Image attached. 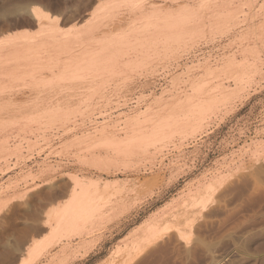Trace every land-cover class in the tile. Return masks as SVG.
<instances>
[{"label":"rangeland","instance_id":"obj_1","mask_svg":"<svg viewBox=\"0 0 264 264\" xmlns=\"http://www.w3.org/2000/svg\"><path fill=\"white\" fill-rule=\"evenodd\" d=\"M42 1L0 0V44L20 41V33L29 36L31 44L50 41L12 62L10 75H0V159L8 154L20 159L23 145L35 152L25 170L0 183V260L17 255L13 264H25L24 244L19 251L13 246L23 235L25 244L40 238L30 233L36 225H44L39 240L45 249L50 247L55 215L74 194L68 177H76L100 186L105 180L117 184L110 187L112 192L88 196L100 205L96 217L82 218L87 234L70 232L68 240L67 232H61L66 238L60 235L50 255L33 264H120L149 225L181 218L193 222L184 225L181 220L180 233L159 230L139 252L132 248L135 256L127 264H264V0H221L214 10L204 7L207 0H168L169 7L150 18L131 13L127 6L110 8L112 0L89 5V0ZM31 6L59 16L58 23L46 25L53 34L57 29L58 36L41 35L32 19L23 27L13 25ZM180 6L195 10L192 15L197 12L202 24L195 36L201 38L192 34L194 39L186 42L184 35V42L168 46L173 37L161 48L162 39L156 36L155 45L147 36L157 34L155 19L183 12ZM90 7H101L96 9L98 29L67 40L65 36L80 33L91 20ZM184 12L179 13L183 21ZM217 12L228 16L215 25ZM145 35L150 39L146 43L159 49L148 45L151 56L141 59L146 48L139 38L147 39ZM120 36L123 45L116 47L117 53L124 54L119 60L100 65L98 71L85 57L84 67L76 68L81 63L76 57L92 50L96 39L110 42ZM127 137L133 147L125 145ZM116 142L123 148H117V154L111 148ZM203 197L205 206L199 203ZM182 225H192L191 230Z\"/></svg>","mask_w":264,"mask_h":264},{"label":"bare ground","instance_id":"obj_2","mask_svg":"<svg viewBox=\"0 0 264 264\" xmlns=\"http://www.w3.org/2000/svg\"><path fill=\"white\" fill-rule=\"evenodd\" d=\"M42 1V0H41ZM49 1H51V0H49ZM55 1V0H54ZM53 1V2H54ZM98 1V0H97ZM112 1H114V3L112 4V5H110V6H108V7H110V8H114V7H118V6H121V5H123V6H127V7H129V10L131 11V13L133 12V13H137L140 17H151V16H157L158 15V12L160 13V11L161 12H163L162 10H164V9H166V8H168L169 7V5H167L166 4V1H168V0H161V1H157V0H112ZM172 1V0H171ZM208 2H207V4L204 6V7H206V8H208V9H211V10H214V9H218V7H219V5L221 4V0H207ZM43 2V1H42ZM45 2H46V0H45ZM47 2H48V0H47ZM56 2V1H55ZM110 2H111V0H110ZM91 3H93V0H89L88 1V5L89 4H91ZM180 3H182V2H180ZM179 3V4H180ZM201 3V2H200ZM200 3H198V5H200ZM44 4V3H43ZM50 4V3H49ZM178 4V3H177ZM195 4V3H194ZM46 5H47V3H46ZM176 5V4H175ZM198 5H196L197 6V8H198ZM37 6H38V4H37ZM36 6V7H37ZM48 6V5H47ZM50 6H52L53 7V5H51L50 4ZM94 6V5H93ZM171 6V5H170ZM191 6H193V5H191ZM195 6V7H196ZM35 6H31L30 8H29V12H27V9L26 10H22V11H24V13H23V20H18L17 22H13L14 24V26H21V27H23L22 25H29V24H31V23H33L32 21H31V19L32 20H36L37 21V23L36 24H38L39 26H40V30H39V32H41L40 34L41 35H45V36H47V35H53V36H58L59 34H57V29H55L56 30V33H54L53 34V31L51 30V27H50V29H48V27H46V25L48 24V23H51V22H57L58 20H59V16L58 15H53V14H51L50 16L48 15L49 14V12H44V10H42L41 11V9H39V7H37L38 9H39V11H37L38 9H34V8H36ZM55 7H57V6H55ZM95 7V6H94ZM181 7V10H183V12L186 10V9H184L183 8V6H180ZM187 7V6H186ZM25 8V7H24ZM48 8V7H47ZM54 8V7H53ZM91 8V7H90ZM93 8V7H92ZM92 8H91V20L87 23V25L85 26V28L83 29V30H81V32L80 33H77V34H75L74 35V33H71V35H67V36H65V38L67 39V40H69V39H73V40H79L80 39V37H82V35H84L85 33H87L88 34V36H89V34H92L96 29H98V27H99V25H100V16H99V14L97 13V11L101 8H93V10H92ZM104 8V7H103ZM183 8V9H182ZM55 9V8H54ZM57 9V8H56ZM96 9H98L97 11H96ZM116 9V8H115ZM189 9H191L192 10V8H189ZM14 10V9H13ZM48 10H50V9H48ZM87 10V9H86ZM102 10V9H101ZM103 10H105V9H103ZM108 10V9H107ZM113 10V9H112ZM168 10H170V9H168ZM180 10V11H181ZM20 11V10H19ZM52 11V10H51ZM100 11V10H99ZM108 11H110V9L108 10ZM190 11V10H188V8H187V10L184 12L185 13V15H187L186 17H185V15H184V21H183V17H181L183 14H181V13H183L182 11L181 12H178L177 11V13H175V14H170V13H168V14H170V15H168V14H165V16H164V14H163V16H164V18H162L163 16H160V20L157 18V19H155V20H157V22L159 21L161 24L160 25H157V24H159V22L157 23L156 21V24H155V22L153 23V27L154 26H156L157 28H155V29H157V32L155 31L154 32V34L155 33H157V34H155V35H153V37L152 36H150L151 34H149V35H147L151 40H152V42L153 43H155V45L158 43L157 42V38H156V36H158V37H160L159 39H162L161 41H160V43H159V45H161L160 47L161 48H163L164 46H162V44H164V43H166V44H164V45H167V42H169L168 40H170V39H172L173 37H175L174 39H176V40H174V39H172V40H170L171 42H169L168 43V46L170 45V43L171 44H173V41H174V43L175 44H173L174 46L176 45V43L179 45V43H180V41L181 42H184V40L185 39H183L182 37H184V35L185 36H187L188 38H186V42H187V40L192 36V34H193V36H194V38H198V35L200 36V34H198V35H196L195 36V34L196 33H200V32H198V31H200L201 30V24H200V19L198 20V18H200V17H198L197 16V12H196V14H194V15H196L197 17L195 18V16L194 15H192L194 12H195V10H194V12L193 11H191V15L192 16H188V12ZM196 11H198V9L196 10ZM11 12V11H10ZM16 13V12H15ZM18 13V12H17ZM84 13V12H83ZM179 13L181 14V16L179 15ZM187 13V14H186ZM87 14V13H86ZM12 15V14H11ZM89 15V14H88ZM199 15V14H198ZM101 18L103 19V14L101 13ZM167 16V17H166ZM171 16V17H170ZM175 16V17H174ZM176 16H177V18H176ZM178 16H180L181 17V19L178 17ZM199 16H201V14L199 15ZM215 16H217L219 19H217V18H215ZM215 16H214V18L215 19H213V21H214V23H215V25L217 24V22L220 20L221 22H222V20H224V19H227V14H225V13H222V12H217L216 14H215ZM4 17V16H3ZM17 17V16H16ZM85 17V16H84ZM120 17V16H119ZM223 17V19H221ZM80 18V17H79ZM87 18V17H86ZM65 20L67 19V18H64ZM174 19V20H173ZM178 19V20H177ZM217 19V20H216ZM82 20V19H81ZM177 20V21H176ZM181 21V23H180V21ZM118 21V20H117ZM152 21V20H151ZM162 21V22H161ZM35 22V21H34ZM63 22V21H62ZM150 22V21H149ZM178 22V23H177ZM54 23V24H55ZM58 23V22H57ZM147 23H148V21H147ZM151 24H152V22H150ZM220 23V22H219ZM52 24V23H51ZM50 24V25H51ZM66 24V23H65ZM142 24V23H141ZM178 24H180V25H178ZM63 25V24H62ZM49 26V25H48ZM58 25L56 24L55 25V27H57ZM110 26V25H109ZM121 26V25H120ZM142 26H143V24H142ZM145 26V25H144ZM149 26V25H148ZM119 27V26H118ZM137 27H139V26H137ZM159 27V28H158ZM104 28V27H103ZM143 28V27H142ZM147 28H149V27H147ZM150 28H151V25H150ZM203 28V27H202ZM24 29V28H23ZM22 29V32L24 31V30H26V29H24L23 30ZM107 29H109V27L107 28ZM144 29V28H143ZM154 29V30H155ZM104 30V29H103ZM137 30V29H136ZM142 30V29H141ZM158 30H160V31H158ZM1 31V30H0ZM15 31V30H14ZM13 31V32H14ZM30 31V30H29ZM35 31V30H34ZM33 31V32H34ZM105 31V30H104ZM109 31V30H108ZM134 31V30H133ZM79 32V31H78ZM102 32V31H101ZM141 32V31H140ZM160 33V36L158 35ZM187 33V34H186ZM0 34H1V32H0ZM65 34V33H64ZM96 34V33H95ZM94 34V35H95ZM140 34V33H139ZM142 34V33H141ZM116 35V34H115ZM121 35V34H120ZM189 35V36H188ZM201 35H202V32H201ZM87 36V35H86ZM122 36H124V35H122ZM144 36V35H143ZM146 36V35H145ZM146 36V37H147ZM161 36H162V38H161ZM193 36H192V38H193ZM203 36V35H202ZM15 37V36H14ZM29 38V36H27L25 33H20L17 37H16V39H19L20 41H14V42H12L11 44H9V45H3V44H0V75H4V76H7V75H10L9 73L11 72L10 70L12 69L11 68V63L12 62H14V61H18V57L21 59V57H23V60H24V57H26L27 56V54H29V53H33V52H31V50H32V48H33V46H45V42H44V40H41V42L39 43V44H31V43H28V41H27V39L26 38ZM63 37H64V35H63ZM62 37V38H63ZM85 37V36H84ZM121 37V36H120ZM140 37V36H139ZM138 37V38H139ZM147 37V39H145V37L143 38H139L140 39V41H139V39H138V41L141 43V40L143 39V40H145V47L143 46L144 44V42L143 43H141V44H139V45H142L143 46V48H146V49H143V50H146V52L144 51L143 53L145 54L146 53V55H144V54H142L140 57H141V59L142 58H145L146 56H148V54H149V56H151L150 55V53H148V49H147V46L148 45H150V44H148V43H146L147 41H150V39ZM182 39H181V38ZM136 37H134L133 38V41H134V39H135ZM179 38V39H178ZM185 38V37H184ZM192 38H190V39H192ZM193 38V39H194ZM199 38H201V36L199 37ZM198 38V39H199ZM26 39V40H25ZM123 39V37H121L120 39H119V37L118 38H115V40H112L111 39V41L109 42L107 39H106V42H105V39H96V42H95V44H94V47H93V49L91 50H89L88 49V51L87 52H85L84 53V55H80L79 56V58L78 57H76L77 58V60L79 59V61L81 62L80 63V65H78L76 68L77 69H79V68H81V66H82V64H84V62L87 60V59H85V57H88V59L90 60V61H88V63H90V64H93V66H94V70H100V68L102 67V66H107V62H112V61H116L117 60V58H118V60H119V57L118 56H120L121 54L123 55L124 53L123 52H121V50L122 49H120V52H121V54H119V52L117 53V51L119 50L118 48H116L117 46L118 47H121L122 45H123V42H120V40L121 41H123L122 40ZM126 39V38H125ZM124 39V40H125ZM136 39V40H137ZM154 39V40H153ZM188 40V41H191V40ZM192 39V40H193ZM7 40H9V37H8V39ZM11 40H12V38H11ZM102 40H104V41H102ZM142 40V41H143ZM177 40L179 41V42H177ZM61 41V40H60ZM62 41H66V40H63L62 39ZM70 41V40H69ZM108 41V42H107ZM115 41V43H113V42ZM132 41V42H133ZM157 43H156V42ZM176 41V42H175ZM50 42V41H49ZM48 41L46 42V45H47V43H49ZM54 42V41H53ZM55 42H58V41H55ZM54 42V43H55ZM82 42H84V40H82ZM112 42V43H111ZM117 42H119V44L117 43ZM163 42V43H162ZM60 43V42H59ZM59 43L57 44L58 46H60L59 45ZM64 43V42H63ZM68 43V42H67ZM121 43H122V45H121ZM5 44H7V43H5ZM49 45V44H48ZM88 45V44H87ZM137 45H138V42H137ZM137 45H136V48H137ZM138 45V46H139ZM155 45H152L151 44V46L154 48L155 47V49H156V47L157 46H155ZM159 45H158V47H159ZM171 46V45H170ZM184 46H186V45H184ZM53 47V46H52ZM61 47H62V44H61ZM63 47H65V46H63ZM149 47V46H148ZM157 47V48H158ZM167 47V46H166ZM180 47V46H179ZM54 48H56L55 46H54ZM58 48V47H57ZM57 48H56V50H57ZM66 48V47H65ZM122 48V47H121ZM141 48V47H140ZM152 48V51L151 52H155L156 50L155 49H153ZM165 48V47H164ZM173 48V47H172ZM68 49V48H67ZM70 49V48H69ZM138 49V48H137ZM159 49V48H158ZM176 49V48H175ZM58 50H60V47L58 48ZM63 50V49H62ZM82 50H84V48L82 49ZM127 50V49H126ZM140 50H142V49H140ZM139 50V52L141 53V51ZM154 50V51H153ZM32 51H34V50H32ZM138 51V50H137ZM158 51V50H157ZM35 52V51H34ZM78 52V51H77ZM76 52V53H77ZM83 52V51H82ZM138 52V53H139ZM37 53V52H36ZM81 53V52H80ZM137 53V54H138ZM156 53V52H155ZM166 53V52H165ZM86 54H87V56H86ZM127 52H126V56H127ZM129 54L131 55V53L129 52ZM154 54V53H153ZM171 54V53H170ZM25 55V56H24ZM53 55V54H52ZM74 55L75 54H73V57H74ZM89 55V56H88ZM121 55V56H122ZM132 55H133V53H132ZM58 56V55H57ZM120 56V57H121ZM134 56H136V54L134 55ZM157 56V55H156ZM168 56V55H167ZM166 56V57H167ZM28 57V56H27ZM33 57V56H32ZM139 58V57H138ZM69 59V58H68ZM140 59V60H141ZM42 60V59H41ZM76 60V59H75ZM20 61V60H19ZM52 61V60H51ZM59 61V60H58ZM16 63V62H15ZM30 63V62H29ZM107 63V64H106ZM246 63V62H245ZM79 64V63H78ZM87 64V63H86ZM241 64V63H240ZM243 64V63H242ZM100 65H101V67H100ZM92 66V65H91ZM241 66V65H240ZM245 66V65H244ZM13 67V66H12ZM82 67H84V66H82ZM88 67V66H87ZM243 67V66H242ZM247 67V66H246ZM104 68V67H103ZM102 68V69H103ZM88 69H90V65H89V67H88ZM102 69H101V71H102ZM98 70V71H99ZM104 75V74H103ZM93 77V76H92ZM91 77V78H92ZM7 78V77H6ZM94 80V79H93ZM96 80V79H95ZM92 85V84H91ZM88 88H90V87H88ZM104 88V87H103ZM0 91H1V89H0ZM223 95V94H222ZM164 118L163 119H165V121L163 120V122H164V124H166V126H167V123H165L166 121H167V117L165 118V116H163ZM158 120H162V119H160V117H159V119ZM162 122V123H163ZM159 123L161 124V126H162V123L159 121ZM163 127V126H162ZM164 127H165V125H164ZM163 127V128H164ZM158 129V128H157ZM154 130V129H153ZM156 130V129H155ZM161 129H159L158 131H160ZM157 131V132H158ZM154 132V131H153ZM157 132H155L156 134H157ZM152 135H153V133H152ZM156 136H158V135H156ZM153 137V136H152ZM128 138V137H127ZM129 138H131V137H129ZM128 138V139H129ZM148 138V137H147ZM126 139V138H125ZM153 139V138H152ZM127 140V139H126ZM132 139H129L128 141L129 142H127V143H125V145H129L130 144V146H131V144H132V147H133V143H131L132 141H131ZM131 141V142H130ZM152 141V140H151ZM119 142H121V141H119ZM125 142V141H124ZM124 142H121L122 144L124 143ZM137 142V141H136ZM146 142H148V141H146ZM112 143V142H111ZM121 143H120V145H121ZM116 145H118L119 143L118 142H116L115 143ZM114 144V145H115ZM134 145H135V143H134ZM113 146V145H112ZM111 146V148H113L112 150L114 151V150H116L115 152V154H117L118 152H117V150L118 151H120V148L121 149H123L121 146H120V148H119V145L118 146H113L112 147ZM127 146H126V148H127ZM153 146V145H152ZM131 147V148H132ZM140 147V146H139ZM115 148V149H114ZM118 148V149H117ZM134 148H136V147H134ZM133 148V149H134ZM129 148H127V150H128ZM153 149V148H152ZM156 149H157V147H156ZM145 150V149H144ZM147 150V149H146ZM145 150V151H146ZM129 151V150H128ZM112 152V151H111ZM120 153V152H119ZM130 153V152H129ZM121 154V153H120ZM104 156V155H103ZM126 156V155H125ZM98 157H100V156H98ZM97 158V157H96ZM104 158V157H103ZM98 159V158H97ZM107 159V158H106ZM99 160V159H98ZM104 160H105V158H104ZM108 160V159H107ZM115 161V160H114ZM110 163V162H109ZM103 165V164H102ZM106 167V166H105ZM115 180H113L112 182H114ZM111 182V183H112ZM116 182V181H115ZM110 182L108 183L106 180H105V183H103V184H101V186H100V183L99 182H97V181H94V180H85V178H84V180L83 179H78V178H76V177H68V184H69V187H70V189H71V191L72 190H74V191H72V193L71 194H73V192H74V194L73 195H71V198H70V200L65 204V205H62V207H61V209L57 212V215H55L56 217H55V220H54V217H53V220L55 221L52 225H53V227L52 228H48L49 230H51L50 231V235H51V237H52V239H53V243H51V245H50V247L49 248H47V249H45V246L46 245H44L43 243H44V241L42 240H39V239H41V237L44 235L43 234V231H44V225L42 224H40V226H38L37 227V225L36 226H34L33 228H29L32 232H30V233H32V235L33 236H35V235H39V236H41L40 238L39 237H37V239H35V241L33 240L35 237H33V239L31 238V241L32 242H29V243H27V244H25V241H27L26 239L25 240H23V236H25V235H23V236H20L21 238L16 242V243H14L15 244V246H13V247H15V249L16 250H18V249H20L19 247L22 245V244H24V245H22V246H24V251L25 252H27V261H25L26 263L25 264H33L35 261H37L43 254L45 255V256H48V255H50V251L54 248V246H57V244L59 243L58 242V240H59V238H60V235H61V232H63V234H65L66 232H67V234H65L66 236H67V239H68V237H70V236H68V234L70 233V232H73L74 233V231H77L78 233L80 232V236H82V235H84V234H87L88 233V231H87V229L84 227L83 228V225L82 224H85L84 222L86 221L85 219H82V218H85L86 216H88L89 217V215H95V217H96V214H97V212H98V206L100 205H98L97 206V204L95 203V202H91V200H90V195L92 194V193H95V197H98V196H96V193H97V195L98 194H100L101 195V193H103V190H104V193L107 191V189H109V190H111L110 189V187H115L116 188V184L117 183H112L111 184ZM102 187V188H101ZM113 189V188H112ZM121 189V188H120ZM102 192H101V191ZM106 190V191H105ZM117 191V190H116ZM98 192H100V193H98ZM111 192H112V190H111ZM69 193V192H68ZM116 193V192H115ZM108 194V193H107ZM69 195V194H68ZM93 196H94V194H92ZM89 196V197H88ZM92 196V197H93ZM105 196H106V194H105ZM94 197V198H95ZM101 197V196H100ZM103 197V196H102ZM104 198V197H103ZM102 198V199H103ZM204 199H206L205 197H203ZM97 199V198H96ZM102 199H101V201H102ZM119 199V198H118ZM122 199V198H121ZM204 199H203V202L201 201L202 200V198L199 200V203H202V205L203 206H205L204 204H205V202L207 201V199L204 201ZM98 200V199H97ZM100 200V199H99ZM109 201V200H108ZM197 202V203H196ZM194 201V205H200L199 203H198V201ZM196 203V204H195ZM115 205V204H114ZM123 205V204H122ZM201 206V205H200ZM115 207V206H114ZM202 207V206H201ZM100 208V207H99ZM112 208V207H111ZM203 208V207H202ZM201 208V209H202ZM205 208V207H204ZM104 209V208H103ZM110 210V209H109ZM57 211V210H56ZM55 211V212H56ZM104 212V211H103ZM108 212V211H107ZM99 213V212H98ZM112 213V212H111ZM56 214V213H55ZM103 214V213H102ZM176 217H177V215H175ZM183 216V215H182ZM189 216V215H188ZM175 217V218H176ZM181 217V216H180ZM188 218V217H187ZM192 218V217H191ZM87 219V218H86ZM52 220V219H51ZM172 220H174V218L172 219ZM171 220V221H172ZM181 220H182V218H181ZM180 219L178 220V219H175L173 222H166L165 224H163L162 226H160V225H158V224H151V225H149L148 227H147V231H146V233H144L145 235L143 236V237H141V239L139 240V241H137L138 243H136L135 245H134V247H135V251H137V252H139L140 250H141V247H144L143 245H144V243H146L147 244V242L146 241H148V239L150 238V240L148 241V243L150 242V241H152L151 240V238L152 237H154L155 236V234H157V236H158V234L160 233V232H158L159 230H161V231H163L164 229H166L165 230V232L167 231V230H169V229H171V230H174L175 229V232H178V233H180V230L178 229V226L180 227L181 225H179V223L181 224V222H184L183 224L185 225V223H187L188 221V223L187 224H189V223H192L193 222V218H192V220L190 219V218H188V219H185V221H183L184 220V218H183V220L181 221ZM181 221V222H180ZM191 221V222H190ZM48 222V221H47ZM49 223V222H48ZM45 224V223H44ZM39 225V224H38ZM52 225H49V226H52ZM80 225H82V229H81V227H79ZM184 225H182V226H184ZM48 226V225H47ZM46 226V227H47ZM190 228L192 227V225H188ZM187 225H186V227H185V229L188 227ZM31 227V226H30ZM90 227V226H89ZM94 227V226H93ZM187 228V231H188V229H190V228ZM80 228V229H79ZM88 228V227H87ZM92 228V227H91ZM182 228V227H181ZM33 229V230H32ZM69 229V230H68ZM83 229H84V231H83ZM88 229H90V228H88ZM179 231H178V230ZM63 230V231H62ZM70 230H72V231H70ZM83 231V232H81V231ZM86 230V231H85ZM182 230V229H181ZM191 230V229H190ZM29 231V230H28ZM64 231H66V232H64ZM69 231V232H68ZM91 231V230H90ZM170 231V230H169ZM46 232V231H45ZM170 232H172V231H170ZM174 232V231H173ZM183 231H181V233H182ZM25 233H26V231H25ZM42 233V234H41ZM76 233V232H75ZM75 233L73 234V236H75ZM166 233H168V231L166 232ZM177 233V234H178ZM185 233H186V230H185ZM17 234V233H16ZM77 234V233H76ZM173 234V233H172ZM174 234H176V233H174ZM176 234V235H177ZM189 235H190V233H188ZM65 235H61V237H63L64 236V239L66 238V236ZM70 235V234H69ZM181 235V234H180ZM188 235V236H189ZM73 236H71V239L73 238ZM77 236V235H76ZM174 236V235H173ZM178 236H179V234H178ZM177 236V237H178ZM186 236H187V234H186ZM186 236H183V237H186ZM17 237V236H16ZM50 237V236H49ZM56 237H57V240H56ZM181 238H182V236H180ZM155 238H156V236H155ZM155 238H154V240H155ZM157 238H159V237H157ZM171 238H173V237H171ZM15 239V238H14ZM61 239V238H60ZM153 239V238H152ZM180 239V238H179ZM178 239V240H179ZM51 240V239H50ZM69 240V239H68ZM153 240V241H154ZM171 240V239H170ZM175 240V239H174ZM184 240V239H183ZM16 241V240H15ZM47 241H49V240H46V244H47ZM60 241H62V240H60ZM156 241V240H155ZM135 243V242H134ZM152 244V243H151ZM171 244V243H170ZM13 245V244H12ZM67 244L66 245H63V246H61L60 248H59V250H58V252H57V254L59 253H61V252H64L65 251V248H67ZM160 246V245H159ZM166 246H168V245H166ZM10 247V246H9ZM12 247V248H13ZM127 247V246H126ZM131 247V246H130ZM134 247H132V248H134ZM137 247V248H136ZM165 247V246H164ZM23 247H21V249H22ZM128 248V247H127ZM132 248H130L129 250L130 251H134V250H132ZM159 248V247H158ZM168 249V248H167ZM16 250L14 251V252H16ZM154 250V249H153ZM156 250V249H155ZM165 250V249H164ZM8 251V250H7ZM19 251V250H18ZM23 252V250H20V252H19V255H20V253H22ZM135 251H134V253H135ZM145 251V250H144ZM159 251V250H158ZM11 252V251H10ZM24 252V253H25ZM124 252V251H123ZM127 252H129V251H125V255H124V257L122 256V257H120V259H122V260H120L121 262H120V264H127V261L128 260H130L132 257L134 258V254H132V252H129L128 254H127ZM142 252H143V250H142ZM164 252V251H163ZM164 253H167V251L166 252H164ZM14 254V253H13ZM153 254V253H152ZM3 255V254H2ZM7 255H9L8 253H7ZM25 255V254H24ZM55 255V253L52 255V256H54ZM6 256V255H5ZM5 256L3 257L4 259H2V257H1V260H0V262H1V264H13L15 261H16V259H18L19 258V256H8V257H6L5 258ZM20 256H22V255H20ZM26 256V255H25ZM25 256H23V257H25ZM145 256V255H144ZM146 257H147V255H146ZM156 257V256H155ZM159 257V256H158ZM157 257V258H158ZM26 258V257H25ZM133 258H132V260H133ZM142 258V257H141ZM144 258V257H143ZM164 258V257H163ZM50 259V258H49ZM136 259H139V258H136ZM150 259V258H149ZM160 259V258H159ZM162 259V258H161ZM47 261V260H46ZM57 261V260H56ZM130 262V261H129ZM145 262V261H144ZM155 262H157V261H155ZM19 263V262H18ZM119 263V262H118ZM150 263H152V262H150ZM24 264V263H23ZM148 264V263H147Z\"/></svg>","mask_w":264,"mask_h":264},{"label":"built area","instance_id":"obj_3","mask_svg":"<svg viewBox=\"0 0 264 264\" xmlns=\"http://www.w3.org/2000/svg\"><path fill=\"white\" fill-rule=\"evenodd\" d=\"M131 104L134 105L135 100H132ZM20 150V159H17L16 155L12 154H8L4 159H0V177H4L3 180H0V183H2L10 174L18 172L20 169L25 170L26 166L32 163L31 161L35 157V152L27 151L24 145L20 147Z\"/></svg>","mask_w":264,"mask_h":264},{"label":"snow or ice","instance_id":"obj_4","mask_svg":"<svg viewBox=\"0 0 264 264\" xmlns=\"http://www.w3.org/2000/svg\"><path fill=\"white\" fill-rule=\"evenodd\" d=\"M68 2H69V3H73V2H74V0H68Z\"/></svg>","mask_w":264,"mask_h":264}]
</instances>
